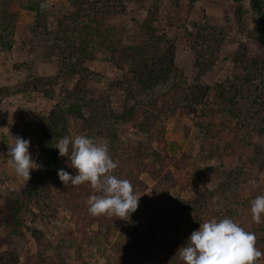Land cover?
I'll use <instances>...</instances> for the list:
<instances>
[{
    "label": "rangeland",
    "instance_id": "374dc122",
    "mask_svg": "<svg viewBox=\"0 0 264 264\" xmlns=\"http://www.w3.org/2000/svg\"><path fill=\"white\" fill-rule=\"evenodd\" d=\"M42 1L53 9L48 28L56 34L59 18L74 9L68 0ZM86 3L81 24L94 21L112 39L145 47L154 61L144 71L156 82L146 77L143 85L131 71L116 70L94 45L88 63L91 104L83 108L86 118L93 119L95 141L107 143L118 165L113 172L133 169L144 184L137 193L139 206L127 221L93 216L86 201L97 194L94 189L76 185L73 199L64 193L67 187L54 180L42 189L44 196L32 212L24 213L18 231L0 228V264H154V258L162 264L171 238L160 229L163 216L157 212L191 198L205 204L178 214L179 238L188 239L201 222L223 216L254 232L256 247L264 253V218L257 223L251 214V202L264 195V108L258 99L264 43L251 0ZM26 6L9 3L8 12L17 14L15 35L12 44H0L1 210L24 201L28 182L15 173L7 155L13 138L30 140L36 162L33 131L38 120L56 116L61 92L74 91L79 80L61 76L64 55L50 44L45 30L35 37L37 14ZM197 85L210 89L202 105L183 93ZM52 87L56 95L51 99L43 92ZM125 109L131 116L126 122ZM66 121L69 137L79 135L73 119L68 116ZM234 142L240 146L236 153L228 146ZM144 149L150 156L145 155L143 164L153 166L151 154L160 155L157 179L140 164ZM61 160L75 175L67 157ZM37 170L35 165L30 173ZM69 206L75 207L74 213ZM132 228L138 231H127ZM256 264H264V256Z\"/></svg>",
    "mask_w": 264,
    "mask_h": 264
},
{
    "label": "trees",
    "instance_id": "16d2710c",
    "mask_svg": "<svg viewBox=\"0 0 264 264\" xmlns=\"http://www.w3.org/2000/svg\"><path fill=\"white\" fill-rule=\"evenodd\" d=\"M15 1L18 3H25L27 9L36 12V25L34 26V35L37 38L38 30H45L46 35H48V40L50 44L54 45L58 54L64 55L63 64L60 68L61 76L73 80L79 78L78 84L74 91H62L60 95V102L56 107L57 115H52L51 117L41 118L38 120V124L33 131V135L36 139L37 145L35 146L37 152V168L35 173H30V179L25 185L23 195L24 201L18 203V205L11 210H1L0 209V228L7 231H18L20 225L23 224L21 218L24 213L32 212L34 206H36L37 200H40L44 195L42 194V189L49 186L48 183L54 180H59L57 172L59 169L64 168L70 174H74L68 166L61 165L62 160L59 156L58 150L55 148L57 142L65 137L69 136L68 121L67 117L73 119V126L76 125L79 134H84L89 138L94 137L91 134V127L93 124V119L90 117L86 118L83 108L90 106L89 94L90 90L88 82H90L91 71L88 69V63L93 60L91 50L94 45L101 49L107 56L111 65L118 71L129 70L132 74L137 77L138 83L146 82V77L149 80L156 82V77H152L144 69H148L150 65L154 64L153 59L149 57V51L140 45L134 44H124L112 39L108 34L102 32L97 23L94 21H86L84 24L80 19L82 15L85 14L87 3L86 0H68L74 11L70 14L62 15L58 20V27L56 34H52L48 28V20L51 18L52 8L45 5L42 0H0V44H12L15 35V24L17 21V14H10L8 12V5L10 2ZM119 4L130 0H113ZM252 8L256 11L259 20L262 24V29H260V39L264 43V0H251ZM47 32V33H46ZM42 33V34H43ZM196 41V46L198 45V39ZM264 68H261L263 71ZM251 71L248 72L247 80L251 81ZM261 74V73H260ZM263 77L261 93L258 97L260 104L264 108V72L261 74ZM143 84V85H144ZM144 89V88H143ZM147 90V88H145ZM48 90V91H47ZM43 92L45 96L55 98L54 87L47 89ZM210 89L207 86H194L187 88L183 93L192 100L195 105H202L204 101L209 96ZM183 95V94H182ZM125 114L122 118L126 121H130V112L125 109ZM117 132V131H115ZM228 146L233 149V152H237L240 148L239 143H230ZM147 152V149L143 150ZM146 152L140 157L142 158L141 165L144 163V158L150 156ZM141 154V153H140ZM151 156L155 158L154 165L143 164V170L148 172L152 179H157L160 175V171L157 170L159 167L160 155L158 153H152ZM114 160V158L112 157ZM139 159L131 157V161ZM142 169V168H141ZM133 169L128 173L118 171L113 172L117 178H122L130 180L133 185L136 194L144 186L143 183L134 176ZM49 178H52L49 180ZM61 182V181H60ZM89 185L88 183H84ZM67 188L64 189L66 192L74 199V186L70 183L65 185ZM90 186V185H89ZM81 187V186H80ZM98 194V193H97ZM96 195V194H95ZM78 196V195H77ZM52 198V196H51ZM64 202V199L62 200ZM72 204V203H71ZM70 204V205H71ZM205 202L200 199H185L181 202L180 206L174 204L172 209H163L157 215L163 216L161 219V224L159 225L162 232H164L165 237H170L171 240L166 242L168 244V258L162 264H182V261L178 256H176L178 249L186 243L188 240L186 237L179 238L182 235L179 231L178 223L187 210L191 209L192 206L201 208ZM78 207V203L72 204ZM75 207H68L73 213L75 212ZM194 210V208H192ZM23 212V213H22ZM169 212V213H168ZM22 213V215H20ZM173 215V216H172ZM177 215V216H176ZM119 217L115 216V220ZM220 216L217 219H223ZM167 220V221H166ZM202 223V222H201ZM156 224V223H155ZM157 227L158 225H154ZM138 231L137 228L128 229L127 231ZM178 230V231H177ZM178 232V233H176ZM165 239V238H164ZM166 241V239H165ZM171 249V252H170ZM156 260L154 258V264Z\"/></svg>",
    "mask_w": 264,
    "mask_h": 264
},
{
    "label": "clouds",
    "instance_id": "9594fccd",
    "mask_svg": "<svg viewBox=\"0 0 264 264\" xmlns=\"http://www.w3.org/2000/svg\"><path fill=\"white\" fill-rule=\"evenodd\" d=\"M7 155L18 176L30 179L36 162L29 152L30 140L16 136ZM60 157H67L75 175L64 168L58 170L59 180L73 186L88 183L95 190L86 201L93 216L114 215L130 220L139 206L138 196L128 179L117 178L113 171L117 163L112 159L107 143L97 142L84 134L61 138L55 147ZM255 222L264 218V195L251 202ZM256 234L246 231L231 218H212L199 224L184 246L178 249L182 264H256L264 253L256 247Z\"/></svg>",
    "mask_w": 264,
    "mask_h": 264
}]
</instances>
